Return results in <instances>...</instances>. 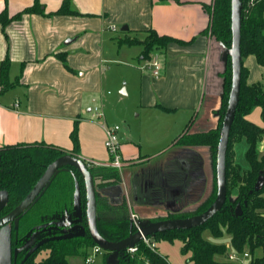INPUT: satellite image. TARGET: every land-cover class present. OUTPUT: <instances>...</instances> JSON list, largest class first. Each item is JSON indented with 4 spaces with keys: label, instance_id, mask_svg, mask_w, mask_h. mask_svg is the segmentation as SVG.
I'll use <instances>...</instances> for the list:
<instances>
[{
    "label": "crops",
    "instance_id": "obj_1",
    "mask_svg": "<svg viewBox=\"0 0 264 264\" xmlns=\"http://www.w3.org/2000/svg\"><path fill=\"white\" fill-rule=\"evenodd\" d=\"M35 1L0 0V147L38 144L70 153L75 148L72 132L76 130L78 147L74 154L87 163L110 166L105 142L106 128L111 124L104 112L103 118H94L92 114L95 107L102 108L96 103L104 107L106 76L116 67H125L138 77L141 101L147 108L169 115L185 111L186 123L199 106L200 114L207 104L201 116L192 117L190 133L218 128L229 49L204 33L209 25L205 5L213 0H70L65 12H60L65 0H38V12L23 13ZM18 14L22 15L14 18ZM150 31L174 39L150 56L158 54L163 64L159 77H154L145 66L150 58H142V44L122 42L127 38L143 41ZM5 62H8L9 86L3 90L1 70ZM243 67L247 84L264 83V66L254 56L244 57ZM260 144L258 153L264 155ZM238 145H241L239 151ZM120 146L124 168L142 166L157 154H141L136 139L128 136ZM185 149L202 152L205 157L199 164L208 188L205 195L212 190L214 182L210 147ZM247 149L246 139L234 146L235 162L238 164L239 160L243 171L249 169L246 157L242 156ZM193 167V164L186 165L182 170L188 176ZM119 169L121 181L97 185L98 196L111 204L125 200L130 215L134 212L142 219L164 218L181 198H191L196 192L195 182L186 180L185 195L180 197L179 188L170 184L168 193L172 195L167 212L147 213L149 197H143L136 186L134 190L126 187ZM54 177L39 198L35 211L48 213V208L59 206L56 209L59 214L51 218L53 224L62 226L66 230H62L64 234H82L83 225L76 208L80 200L82 205L78 178L68 169ZM232 194L234 200L237 190ZM7 199V192L0 189V210ZM201 200L193 199L186 206L193 207ZM105 212L102 216L107 218ZM12 231L10 224L0 228V264H16L11 248Z\"/></svg>",
    "mask_w": 264,
    "mask_h": 264
},
{
    "label": "trees",
    "instance_id": "obj_2",
    "mask_svg": "<svg viewBox=\"0 0 264 264\" xmlns=\"http://www.w3.org/2000/svg\"><path fill=\"white\" fill-rule=\"evenodd\" d=\"M69 3L70 0H65L60 12H65V8ZM242 3V57L252 55L261 66H264V0L256 1L253 6L248 5L249 0H242ZM205 9L209 15V25L204 33L215 38L229 49L232 35L231 0H213L210 5H205ZM38 11L39 4L38 0H36L35 4L25 9L23 13ZM21 15L18 14L14 18H18ZM173 40L168 36H160L155 31H150L143 41L127 38L122 42L142 44L144 48L142 58L149 59L155 50L166 47ZM245 75L246 70L242 66L240 98L230 133L227 152V200L223 210L215 214L203 226L187 230H171L158 233L152 237L159 241H182V253L183 255H190L188 260L190 264H232L217 259L218 257H227L228 248L223 243H212L205 240L203 237L205 230H208L216 239L223 237L224 233L229 235L231 247L235 253L242 255L248 253L251 257V264H264V155H259L257 150V146L263 138L264 129L246 118L252 108L261 106L264 109V83L249 85L245 82ZM223 76V103L220 109L221 118L218 128L206 132L190 133L187 125L183 134L176 142V145L185 148L193 146L210 147L215 167L212 193L194 212L169 213L164 218L153 219L152 221L185 218L200 214L213 203L216 197V146L219 141L220 128L231 89L230 56H228L227 67ZM1 84L3 90L9 86L8 62L3 64L1 70ZM72 139L75 148L70 153L61 148L38 144H15L0 147V189L5 190L8 194L7 203L0 210V217L9 213L24 199L50 163L66 154L76 155L74 154L78 147L76 130L72 132ZM242 139H246L248 143L245 156L249 163V169L244 171L235 162L234 154L235 144ZM232 149L233 154L231 153ZM86 165L94 179L101 178L103 181H109V183L102 184L101 186L116 184L121 181L117 168L93 165L87 162ZM64 169L72 171L78 178L83 208L81 223L85 232L73 235H67L63 232H45L44 237L48 238V241L36 249L21 264H69V257L81 255L87 248L96 246L87 230L84 180L81 174L70 166L59 169L55 176L64 171ZM235 190H237V196L234 200H231L230 197ZM42 194L43 192L22 215L10 223L13 226L11 248L13 260L15 258L16 263L23 259V252L20 255L18 252L17 254L15 252L22 241L19 239H21V236L24 237V234L21 233L23 228L31 230L37 225L52 224L54 221L51 218L59 212H56L59 206L48 208V213H40L38 212L39 210L35 211V208H37L36 204L39 198L42 197ZM238 205L241 211L239 215L236 214ZM102 211L106 213L107 218L102 216ZM97 224L101 235L110 241H120L135 232V228L130 221L129 209L125 200L118 204H111L107 199L100 200V196H97ZM258 249L262 251V255L255 257V252ZM42 251L47 252V257L37 261L36 258ZM109 255L110 253L106 254L103 264H169L166 258L158 254L157 251H152L143 242L137 244V250L134 253L127 251L120 253L115 262L109 260Z\"/></svg>",
    "mask_w": 264,
    "mask_h": 264
},
{
    "label": "rangeland",
    "instance_id": "obj_3",
    "mask_svg": "<svg viewBox=\"0 0 264 264\" xmlns=\"http://www.w3.org/2000/svg\"><path fill=\"white\" fill-rule=\"evenodd\" d=\"M119 32H121L120 28ZM106 77V84L104 85V91L106 94L105 99L103 100L104 107L101 103L96 104L102 106V110L107 116L109 123L111 124V126L109 127H114L115 125L119 126L120 130L116 135L118 142L121 143L124 137H132V139H136V142H138V144L140 145L141 154L151 156L157 153L156 156L150 157L148 163L137 168L134 166H128L124 168L125 163L122 162L123 167L119 170L121 171V175H123L125 186L129 187L132 190H134L136 186L140 190L139 193L143 194V197H149L146 208L147 213H150L154 210H163L167 212V208L169 207L168 199L170 198V195H172L168 193V186L170 184L174 185L176 188H179V192L177 190V193L180 195V197H182L183 195H185L183 194V191H185L187 188V181H190V183L195 182L193 185L196 190L195 195L191 198L187 197L184 200H182L183 198H181L179 204L177 203V206H175L174 209H171L168 214L174 212L189 213L196 211L200 206L199 204L205 202L211 195L213 190L212 185V190L210 189V192H207L204 195L208 188L206 187L205 175L200 172L199 164L202 160V157H205L203 156V154H201L202 152H192L186 150L180 145H176L175 143L180 134L183 133L187 125L189 132H192L190 131L191 125L193 123L192 117H196L197 115L201 116L202 113H204V110H206L207 104L203 106L200 114L198 113L200 109L199 106L197 111L194 114H191L189 120L185 123V111H179V113H177L176 115H169L165 112H162L161 110H156L155 108H147L144 104H142L140 81L138 77L130 74V72L125 69V67L113 68ZM124 88H126L127 95L121 94V91ZM100 99L101 98H98L99 101H101ZM249 114L248 117L246 116V118L258 127L264 129L263 107L256 106L252 108ZM262 139L263 140L260 141L262 145H260L264 148V138ZM240 147L241 145L237 146L238 151ZM259 147L260 146H257V150ZM231 153L233 154V149L231 150ZM242 156H245V154H242ZM210 158L213 164L212 152H210ZM109 162H111L110 155ZM188 163L190 165L193 164V170L195 171L193 172L192 170L191 174L187 176L185 175V171H183L182 169H185L184 167H186V165L190 166ZM205 164L206 167L209 166L208 162H206ZM212 166L214 172V164ZM101 180V178L95 179V184L100 187L102 184H106L102 183ZM174 191H176V189L173 190V192ZM188 194L189 192L187 193V195ZM232 197L233 194L230 197L231 200L233 199ZM193 199L197 201L201 199L202 200L197 202V204H195V206L193 207L186 206L187 203H190ZM62 230V226L57 227L53 223L49 225H47V223L37 225L31 230H26V228H23L21 233L24 234V237L21 236V239H19L22 241L20 242L19 247L16 248L15 252H18L19 255L21 252H23L24 254L22 253L23 259L18 261L16 264H21L22 262H24L28 256L35 252L36 249L40 248L48 241V238L44 237L45 232L58 233L62 232ZM203 237L209 242L221 244L223 243L226 245V247L228 248V256L218 257L217 259L219 261H225L232 264L251 263V257L249 258V260L241 259L243 255L234 252L231 247L229 235H226L224 233L223 237L216 239L208 230H205L203 232ZM152 240L156 244L155 250L158 252V254L166 258L169 264H190L188 261L190 255H183L182 253V241H159L155 238H152ZM106 254L107 252H105L104 250H102V252L95 253L94 247H89L85 252L81 253V255L71 256L68 258V260L70 261V264H87V258L94 257L95 261L93 264H103ZM230 254H236L237 256H239L237 259H235L238 261H231L228 258ZM261 255L262 251L260 249L256 250L255 257H260ZM45 257H47V252L42 251L38 254L36 259L37 261H40Z\"/></svg>",
    "mask_w": 264,
    "mask_h": 264
},
{
    "label": "water",
    "instance_id": "obj_4",
    "mask_svg": "<svg viewBox=\"0 0 264 264\" xmlns=\"http://www.w3.org/2000/svg\"><path fill=\"white\" fill-rule=\"evenodd\" d=\"M242 0H231V46L229 56L231 62V89L225 110L222 126L219 133V141L216 146V187L217 194L213 203L202 213L185 218L160 219L156 221L148 220L141 232L131 233L127 238L120 241H110L103 237L97 224V196L99 189L95 184L94 177L88 169L83 158L73 154H66L58 157L50 163L41 177L37 180L33 188L28 192L24 199L14 207L9 213L0 217V228L15 221L22 215L38 198V196L49 185L57 171L64 167L75 168L84 180V190L86 199L85 218L87 230L93 242L101 250L110 253L109 260L113 262L117 256L126 252L129 248L141 242L142 237L154 236L158 233H164L171 230H187L203 226L215 214L223 210L227 200V152L232 125L235 119L237 106L239 103L241 84H242V66L243 57L241 50V28H242ZM123 30H127L124 27ZM122 95H127L125 89L121 91ZM78 216L80 221L83 218L81 200L77 203ZM236 214H241L238 205ZM85 229L83 227V233Z\"/></svg>",
    "mask_w": 264,
    "mask_h": 264
},
{
    "label": "built area",
    "instance_id": "obj_5",
    "mask_svg": "<svg viewBox=\"0 0 264 264\" xmlns=\"http://www.w3.org/2000/svg\"><path fill=\"white\" fill-rule=\"evenodd\" d=\"M256 1L258 0H249L248 5L253 6ZM149 70L152 71V74L154 77H159L163 68V64L160 60V57L158 54H153L150 60L145 65ZM92 117L94 118H103V111L101 107H95L93 110ZM104 124V123H103ZM119 126L114 127H107L106 128V135L107 140L105 142V146L107 148L108 154L111 157L110 166L114 168H121L123 166L121 151H120V143L117 140V132L119 131ZM130 220L133 224V227L135 228V232L139 231L141 232L142 227L148 223V219H142L137 213H131ZM141 242H143L146 246H148L151 250L156 251V244L152 240V236L149 237H142ZM137 250V245H135L133 248H129L127 252L134 253ZM94 252L99 253L102 252V250L95 246ZM243 256H249L248 253H244ZM238 256L236 254H230L229 259L231 261H234L237 259ZM95 261L94 257H89L86 260L87 264H93Z\"/></svg>",
    "mask_w": 264,
    "mask_h": 264
},
{
    "label": "flooded vegetation",
    "instance_id": "obj_6",
    "mask_svg": "<svg viewBox=\"0 0 264 264\" xmlns=\"http://www.w3.org/2000/svg\"><path fill=\"white\" fill-rule=\"evenodd\" d=\"M182 163H184V162H182ZM183 165V164H182Z\"/></svg>",
    "mask_w": 264,
    "mask_h": 264
}]
</instances>
